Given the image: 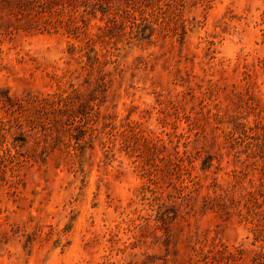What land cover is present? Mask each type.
<instances>
[{"label": "rangeland", "instance_id": "obj_1", "mask_svg": "<svg viewBox=\"0 0 264 264\" xmlns=\"http://www.w3.org/2000/svg\"><path fill=\"white\" fill-rule=\"evenodd\" d=\"M133 1L0 0V264H264V0Z\"/></svg>", "mask_w": 264, "mask_h": 264}, {"label": "trees", "instance_id": "obj_2", "mask_svg": "<svg viewBox=\"0 0 264 264\" xmlns=\"http://www.w3.org/2000/svg\"><path fill=\"white\" fill-rule=\"evenodd\" d=\"M140 3V1L135 0L133 1L134 5H138ZM126 14L129 13V10H124ZM74 95H72L71 93H68L65 96L62 95H57L55 100H51L46 102L45 105H47V107H44V110H49L50 112H45V117L49 118V114L51 113L53 118H55V122L59 119V117H61L64 114H73V109H72V104L74 103ZM88 105V104H87ZM51 119V118H50ZM55 125H53V123L50 121V125L49 126H42V130H50L51 127H54ZM2 157V156H1Z\"/></svg>", "mask_w": 264, "mask_h": 264}]
</instances>
